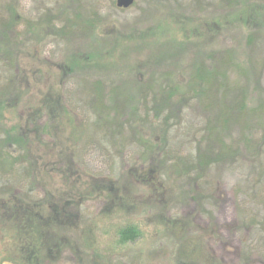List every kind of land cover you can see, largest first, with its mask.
<instances>
[{"label": "rangeland", "instance_id": "1", "mask_svg": "<svg viewBox=\"0 0 264 264\" xmlns=\"http://www.w3.org/2000/svg\"><path fill=\"white\" fill-rule=\"evenodd\" d=\"M115 2L0 0V140L53 128L0 141V264H264V0ZM149 86L176 94L170 133L136 122L151 150L126 123ZM230 112L233 159L188 176Z\"/></svg>", "mask_w": 264, "mask_h": 264}, {"label": "trees", "instance_id": "2", "mask_svg": "<svg viewBox=\"0 0 264 264\" xmlns=\"http://www.w3.org/2000/svg\"><path fill=\"white\" fill-rule=\"evenodd\" d=\"M249 8L251 9L252 7H249ZM262 9H263V7H262ZM257 10H259V9H257ZM9 12L13 16V21H15V19L18 20L17 13L13 7H12V9H9ZM255 12H256V14L262 13V11L261 12L255 11ZM254 15L255 14L252 15V13L248 12L244 15V18H246V21L248 22V20H251V18ZM257 16H261L262 18H264V14L263 15H257ZM259 22L264 23V20H261ZM143 90H145V88ZM149 90H150L149 96L145 95L144 92H141L142 97H141L140 101L142 102V104H140V108H142V111L140 112V114H139V109H138L139 106H138V108H134V110L131 111L135 114V117L139 116L142 119L141 122H140V120L132 118L131 116L128 119H126V123L128 125H131L130 128L133 131H137L138 137H139L138 141L140 142V144H142L143 147L146 148L147 150H151L152 144H150V142H146L145 138L142 136L141 132L139 131L138 124L136 122H139L142 124L150 122L149 124H156V126H157V123H161L163 130H164L163 132L170 133L172 130V127H171V124H169V120H170V116L172 114H170L169 112H171V110H172L171 109V105L173 104L172 99L176 95V94L171 95L170 90L169 91L154 90L151 86H149ZM100 91L101 90H99V87L97 86V88L93 92L94 96L96 98L99 97ZM66 107H67L66 109L70 113L73 114L75 109L71 105H66ZM238 109H239V112H238L239 114H237L236 118L241 119L240 117L238 118V116H241V114L243 116V112L245 111L243 108V104L240 103V107H238ZM64 112H66V111H64ZM167 113H169L170 115ZM66 114H67V112H66ZM178 115H179V113H178ZM230 116H232L231 112L224 117H222L220 114L216 115V123H214V125H216V127L211 128V126L208 125L207 129H204L202 131V134H200L199 131L197 132L201 135L200 144H202L205 141V139H207L209 144H212V146H210L212 149V152H205V151L203 152L201 150V152L198 154V157H197V155L195 156L196 157L195 162H193L191 160V156L189 157V160H188V158H187V160L184 159V161H186L188 166L190 167V170L187 173L188 176L191 172L193 173L195 170H198V169L201 170V169H204L205 167L207 169H210V168L214 169L215 167L218 168L217 166L219 164H221L220 167H222L223 163L226 160L229 161V160L233 159L232 156L234 155L235 147L232 144L225 143L220 138L221 132L219 130V128H220L225 133H228L227 131H228V127H229V122L234 119L232 117L231 120L228 121V117H230ZM54 119L55 118H51V120H54ZM113 119H115L116 123H123L125 121L122 119V116L119 114H117V116L114 115ZM128 120H129V122H128ZM263 121H264V117L261 118V122L258 120V126L256 127V129L259 128L263 124ZM37 128H38V130L30 132L27 136L24 135V136L20 137V140H16L15 136L13 134L8 135V136L4 135V138L0 140L3 144L2 149L4 151L6 150L4 148V146L6 144H9L10 146H12V145L14 146V144L17 145V144L22 143V144L29 146L30 141H33L34 139L37 141H40V140H43V138H42L43 136H48L47 138H50L49 135L51 133V130H53V128H50L49 124L44 125L40 129H39V127H37ZM88 129H89V126L87 127L86 130L88 131ZM257 141H258V137H257ZM243 142H245L246 145L250 143L249 140H245V139ZM261 143H264V139L261 141ZM30 151H31V148H30ZM7 154H9V153H7ZM26 154H27V151L25 150V157H26ZM9 156H10V154H9ZM29 157L31 159V162H34L35 158L32 157V154L29 153ZM34 164L35 163H32L31 165H34ZM258 171L261 173L264 172V170L260 169L259 166H258ZM29 174H30V177L32 178V174L31 173H29ZM260 176H263V174H261ZM259 179H261V178H259ZM34 182L37 183V178H35ZM11 203H12V201H11ZM63 203H64V201H62V204ZM35 204H36V202L34 204L27 203L28 206L32 205V207L35 206ZM28 217H30L31 220L35 219L34 214L31 211L28 213ZM253 221L254 220H252V223H254ZM175 223L176 222L174 220L173 224H175ZM247 227H248V229L253 228L256 234L261 235V233H260L261 232L260 231L261 226L259 224H254V225H250V226L248 225ZM15 232H16L15 234L19 236L24 231H23L22 227L21 228L16 227ZM139 233H140V231L138 230L137 226L128 225L119 231V233L117 235L118 236V243L119 244H127L130 242L133 243L139 239V237H140ZM17 248L19 250H26L28 252H29V249L31 248V251L29 253H33V254L35 253L36 250H38V249H36V241L27 242V244H25L22 240H20ZM22 262L23 261L20 260V263H18V264H21ZM5 263L12 264L11 261H6Z\"/></svg>", "mask_w": 264, "mask_h": 264}, {"label": "water", "instance_id": "3", "mask_svg": "<svg viewBox=\"0 0 264 264\" xmlns=\"http://www.w3.org/2000/svg\"><path fill=\"white\" fill-rule=\"evenodd\" d=\"M134 4V0H116L115 5L119 9H127Z\"/></svg>", "mask_w": 264, "mask_h": 264}, {"label": "flooded vegetation", "instance_id": "4", "mask_svg": "<svg viewBox=\"0 0 264 264\" xmlns=\"http://www.w3.org/2000/svg\"><path fill=\"white\" fill-rule=\"evenodd\" d=\"M5 264H9V263H5Z\"/></svg>", "mask_w": 264, "mask_h": 264}]
</instances>
